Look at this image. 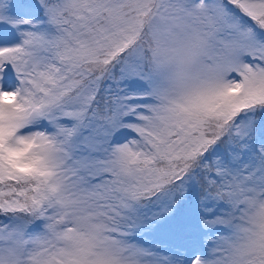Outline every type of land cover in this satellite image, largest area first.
I'll use <instances>...</instances> for the list:
<instances>
[{"label": "snow or ice", "instance_id": "6c2138e0", "mask_svg": "<svg viewBox=\"0 0 264 264\" xmlns=\"http://www.w3.org/2000/svg\"><path fill=\"white\" fill-rule=\"evenodd\" d=\"M0 264H264V0H0Z\"/></svg>", "mask_w": 264, "mask_h": 264}]
</instances>
